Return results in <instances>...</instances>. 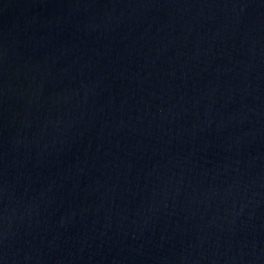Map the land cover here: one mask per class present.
<instances>
[{
  "label": "water",
  "instance_id": "water-1",
  "mask_svg": "<svg viewBox=\"0 0 264 264\" xmlns=\"http://www.w3.org/2000/svg\"><path fill=\"white\" fill-rule=\"evenodd\" d=\"M0 264H264V0H0Z\"/></svg>",
  "mask_w": 264,
  "mask_h": 264
}]
</instances>
